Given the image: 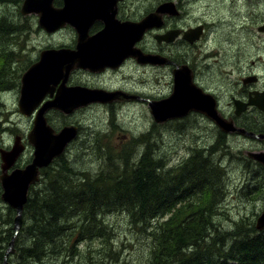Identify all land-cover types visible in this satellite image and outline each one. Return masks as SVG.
Returning <instances> with one entry per match:
<instances>
[{
    "label": "rangeland",
    "instance_id": "rangeland-1",
    "mask_svg": "<svg viewBox=\"0 0 264 264\" xmlns=\"http://www.w3.org/2000/svg\"><path fill=\"white\" fill-rule=\"evenodd\" d=\"M152 1L146 0L143 4L150 7ZM200 2L197 4L199 10L196 13H203L215 22L220 20L219 35H212L211 41L204 49L203 55L207 56L206 59L202 57V51L185 46L180 48V55L190 65L203 70L211 89L220 100L222 112L224 115L228 113L233 115L231 98L240 97L241 88L244 86L241 82L243 78L254 75L258 79V88L264 89V35L257 34L256 31L257 25L264 22V0H200ZM8 3V10L0 9V17L1 15L8 17L15 13L16 1L8 0ZM144 10L143 8L141 13ZM136 11V6L132 7L131 14ZM136 17L132 14V18ZM11 26L15 27L12 40L0 39V47L3 46L1 50L5 52L11 50L15 53L9 65H6L5 73L0 76V81H3V84L0 82V148L5 149L12 145L15 136L25 137L31 128L26 117L18 112L19 88L17 85L13 86L17 70L21 71L37 58L41 50L61 43L58 34L50 38L54 43L49 44L48 36L44 32L29 34L28 40L24 43L18 33L19 29L26 28L24 22L13 20ZM203 60H206L205 67L200 66ZM131 79L133 87L139 91L143 90L147 95L159 96L171 90L168 76L166 74L161 76L157 71L149 70L146 73L133 71ZM63 96H67V93H63ZM130 107L108 111L83 108L62 117L67 124L76 126L77 137L68 145L65 157L55 160L53 166L41 172L40 182L32 190L35 192L41 190L44 180L47 183L51 175L60 171L62 159L68 163L72 171L69 179L75 184L83 178L88 179L87 181L97 179L99 173L104 175L106 170L111 169L110 164L112 168L114 167L112 174L114 179L120 176V166L124 162V157L127 156L131 166L137 154L144 150H149L153 159H162L167 169L177 166L198 152L199 161L203 162L206 159L209 167L214 166L221 170L222 181L217 185L220 190L216 193L214 209L217 227L227 231L234 229L242 219L255 222L264 208V174L256 163L244 157L243 151L264 150V143L224 135V139L216 145L221 133L214 124L204 118L191 116L180 121L167 120L156 124L146 105L137 103L131 104ZM237 124L254 132L262 131L264 114L258 110H250L243 118L237 120ZM141 137L143 140L138 143ZM10 142L11 144H8ZM212 147L215 148L210 154ZM121 156L122 161L119 160ZM158 172L159 170L156 173L159 174ZM2 207L0 216L7 217L10 211L4 205ZM105 221L111 226L112 234L116 235L110 244L114 255L108 258L107 255L99 253L101 256L97 258L95 257L97 251L91 250L92 260L98 261L95 264H141L147 260L150 242L147 240L148 236L139 231L138 226L132 225L127 217L118 215L105 217ZM141 228L148 234L147 227ZM84 244L90 247L88 242ZM117 254L118 258L115 257ZM87 255L88 252H84L78 261L74 260L68 264H86L84 259Z\"/></svg>",
    "mask_w": 264,
    "mask_h": 264
},
{
    "label": "trees",
    "instance_id": "trees-1",
    "mask_svg": "<svg viewBox=\"0 0 264 264\" xmlns=\"http://www.w3.org/2000/svg\"><path fill=\"white\" fill-rule=\"evenodd\" d=\"M7 3L0 0V9L8 10ZM1 16L0 39L10 41L15 28L11 21H21V17L17 11ZM2 48L0 76L15 56ZM223 139L221 134L216 145ZM198 159L197 152L167 169L162 159L155 160L149 150H144L131 166L124 157L120 176L114 179L110 164L104 175L99 173L97 179L89 181L81 177L82 181L75 184L69 179L72 171L68 163L62 160L60 171L47 183L44 180L41 190L31 188L16 234L14 211L8 209L7 217L0 216V264L12 238L13 253L7 264H68L78 261L84 252H88L86 264L98 263L92 260L91 250L97 251V258H111L110 244L116 235L105 217L114 215L127 217L148 236L150 249L144 264H264V230H255V222L242 219L227 231L217 227L214 209L221 170L209 167L206 159ZM142 226L147 227L148 234Z\"/></svg>",
    "mask_w": 264,
    "mask_h": 264
},
{
    "label": "flooded vegetation",
    "instance_id": "flooded-vegetation-1",
    "mask_svg": "<svg viewBox=\"0 0 264 264\" xmlns=\"http://www.w3.org/2000/svg\"><path fill=\"white\" fill-rule=\"evenodd\" d=\"M15 1L16 7L14 10L20 14V8L23 0ZM82 1L85 3L90 2V0ZM145 1L146 0H118L115 6V15L109 9L107 12L109 18H114L120 25L127 23H139L143 20V18H145V16L153 13L159 6L167 3L172 4V15L164 14L162 16L161 25L144 33L143 36L135 43L134 56L131 54L130 47L126 46V40L123 39L122 33L124 32L122 31V33L120 32L118 35H115V33L109 31V23L106 20L107 15L105 18H102L101 16L98 17L97 13L94 15H83L80 22L76 23L77 25L75 26L69 21H64V24L54 32H46L40 26L36 15H29L26 17L22 16L26 19L24 21L22 20L26 28L18 30L19 38L22 42L26 43L29 38L28 35L31 33L42 32L43 34L44 32L46 33L45 35L48 36L47 41L50 44L54 43V41L50 40V38L60 34L61 43L46 47L43 50L49 51L52 49H60L63 52H75L77 51V46L79 45L80 50L84 51L85 54L87 53V58L83 67H79V60H75V62L71 64L73 68L69 72L68 76L66 71L69 60H65L63 62L65 69H63V77H61V79L56 81L54 80V84H50L46 90L41 89V91L39 90L37 93H33L35 91L30 92L29 100L25 106L28 109H30V107L34 108L30 115L25 117L27 124L29 127L31 126V128L25 137L18 135L13 139V142L18 139L19 145L15 144V146L18 149H21V152L7 169L6 173L8 175L14 170L24 169L32 162L35 148L30 142L32 139L34 140V135H32V133L36 127V117L42 118V121L44 122L43 124H45V126L49 128L54 135L58 134V132L63 128L74 127L71 124H67V122L62 118L69 115H65L63 113L61 114V112L56 111V109H49L46 111L47 113L40 111L43 107H47L48 105L51 106V103L55 96H57L58 91H60L62 96L63 93H67V96H63V98L67 100H69V89L76 88L77 90L85 89L95 91L97 96L93 95L91 92L86 93L89 94V96L92 95L93 98L87 106L79 108L80 110L83 108H99L108 111L123 109L125 107L128 108L131 104L137 103L140 105H146L149 108V101H160L170 96L173 87L174 73L178 70L184 69L186 71V75L191 77L192 83L196 87L202 90L203 93H210L215 97L217 108L220 113L224 115L221 110L222 107L220 105V100L213 92V89H211L203 70H198L195 65H190V63L185 61L180 55V48L185 46L190 49L194 48L202 51V57L206 59L207 56L203 55L204 49H206V46H208L211 41L212 35H219L220 20L215 22L203 13L197 14L196 12L199 10L197 4L201 3L200 0H153L150 7L143 4ZM106 2H108V0H106ZM67 6L68 0H52L50 5V7L54 10L64 9ZM134 6H136L137 11L132 12V14L137 16L136 18H132L131 14V9ZM143 8L145 10L141 13ZM262 25H264V22L257 25L256 29ZM46 27L48 28V31L54 28L51 24H47ZM213 31H215V33H213ZM170 34L172 35L171 38H169ZM257 34L260 33L257 32ZM19 47H21V45ZM148 55L152 56V58H147ZM37 61L38 57L32 62H29L21 71L17 70L13 86L17 85L19 88V96L17 98L18 111L20 110L19 100L22 75ZM205 61L206 60L201 61V67H205ZM149 70L157 71L161 76L165 74L168 76L171 90L168 91L167 94L161 93L159 96L147 95L143 90L139 91L133 87L131 79L132 72L142 71L146 73ZM247 75L248 74H246V76ZM243 77H241V79ZM241 82L243 84V79ZM257 82L253 85L243 84L244 86L241 88L240 97L231 98V106L234 107L232 112L233 115L225 113L228 116H224H226V118H231L236 125H238V119L243 118V116L250 112V110L256 111V109L248 108V111L245 113H243V111L239 115H236L234 114L235 106L233 105V100H241L244 103L248 101L251 91L262 93L264 89L260 90ZM98 94L101 95L98 96ZM191 116H199L210 121L208 118L199 113H189L181 119H188ZM238 126L240 127V125ZM42 129L45 132V129ZM246 129L250 130L249 128ZM259 141L264 143L262 140ZM13 142L10 147L6 149L0 148V150L9 152L14 145ZM8 144H11V142ZM67 147L68 146L64 148L63 154L60 155V158L64 156ZM3 165L4 161L0 156V176L4 172L2 169ZM41 170L42 169L38 170V173H41ZM40 179L41 176L39 177L37 184L40 182ZM0 206H3L1 204V198Z\"/></svg>",
    "mask_w": 264,
    "mask_h": 264
},
{
    "label": "water",
    "instance_id": "water-1",
    "mask_svg": "<svg viewBox=\"0 0 264 264\" xmlns=\"http://www.w3.org/2000/svg\"><path fill=\"white\" fill-rule=\"evenodd\" d=\"M51 1L52 0H24L20 10L21 14L38 15L39 24L46 32H54L64 24V21H69L75 26L77 25L76 23L80 22L81 17L86 14L94 15L97 13L98 17L101 16L102 18H105L107 15L106 20L109 23V31H112L115 35H118L120 32L122 33V31L124 32L122 36L123 39L126 40V46L130 47L132 56H134L135 52L134 45L142 35L148 30L159 27L164 14L172 15V4L167 3L159 6L153 13L148 14L139 23L120 25L114 18H109L107 13L108 9L113 14L115 13V6L118 0H108V2H106V0H90L88 3L82 0H68V6L60 10L52 9L50 7ZM46 16H51V18L47 19ZM44 17L46 19H44ZM45 21H49V23H44ZM47 24L53 25L54 28L48 31L46 27ZM257 32L264 33V25L257 28ZM171 37L172 35L170 34L169 38ZM84 54V51L80 50L79 45L75 52H63L60 49L41 52L38 61L22 76L19 100L20 112L25 116H29L34 108L30 107V109H28L25 106L30 92L35 91L33 93H37V91H41V89L46 90L50 84H54V80L61 79V77H63V69H65V65L63 64L65 60H69L66 71L67 76L73 68L71 64L75 62V60H79L78 66L83 67L87 58V53L85 56ZM147 58L150 59L152 56L148 55ZM255 81V77H250L245 79L243 83L250 84ZM89 92L97 96L95 91L85 89L77 90L74 88L69 89V100H67L63 98L60 91H58L57 96H55L56 99L54 98L51 106L48 105L47 107H43L40 111L46 112L49 109H56L64 114H70L91 102L93 96L86 94ZM76 94L78 96H73ZM99 95L101 94H98V96ZM233 103L236 115H239L250 106H254L264 113V91L262 93L257 91L251 92L246 103H242L238 100H234ZM148 106L150 114L156 123L183 118L189 113H199L208 118L222 133L237 134L249 139L264 140V133L255 134L253 132H248L243 128L237 127L233 120L225 119L218 111L214 97L208 93H203L202 90L196 87L192 83L191 77L186 75L184 69L174 73L173 87L170 96L160 101H149ZM43 123L42 118L36 117V127L32 133V135H34V140L32 139L30 142L35 147V152L31 164L25 169L14 170L10 175H7L6 170L11 166L21 149L14 146L12 151L6 154L3 152L1 153L2 160L6 163L2 167L4 172L0 176V184L3 190L1 198L5 204L16 212V216L13 219L14 234L18 232L21 226L22 209L27 201L29 187L37 181L38 169L48 166L53 158L59 156L63 152L65 146L76 137V128L74 127L64 128L59 131L58 134L54 135ZM42 128L45 129V132ZM17 143L18 139L16 140V144ZM244 154L249 159L260 164L264 170V151H249L244 152ZM254 228L259 232L264 230V209L256 218ZM13 244L14 241L12 238L5 251L2 264H7V257L13 253Z\"/></svg>",
    "mask_w": 264,
    "mask_h": 264
},
{
    "label": "bare ground",
    "instance_id": "bare-ground-1",
    "mask_svg": "<svg viewBox=\"0 0 264 264\" xmlns=\"http://www.w3.org/2000/svg\"><path fill=\"white\" fill-rule=\"evenodd\" d=\"M14 1V0H13ZM12 3V2H11ZM15 5V4H14ZM6 39V38H5ZM11 51V50H10ZM4 95H6L5 93H4ZM8 95H10V94H8ZM12 95V94H11ZM1 102V101H0ZM2 110V109H1ZM19 112V111H18ZM47 113V112H46ZM8 114V113H7ZM20 114V113H19ZM62 114V113H61ZM9 115V114H8ZM7 115V116H8ZM36 116V115H35ZM76 127V126H75ZM29 133V132H28ZM26 136V135H25ZM2 148V147H1ZM69 148V147H68ZM5 149V148H4ZM219 156V155H218ZM65 157V156H64ZM60 158V157H59ZM58 158V159H59ZM138 158H140V157H138ZM183 161H185V160H183ZM214 164V163H213ZM53 166V165H52ZM170 168V167H169ZM192 168V167H191ZM40 170V169H39ZM40 172V171H39ZM41 174V173H40ZM91 177V176H90ZM91 178H93V177H91ZM90 180V179H89ZM93 180V179H92ZM179 180V179H178ZM177 183V182H176ZM167 185V184H166ZM214 189V188H213ZM194 190V189H193ZM201 191V190H200ZM215 192V191H214ZM184 199V198H183ZM181 200V199H180ZM0 209H1V206H0ZM13 211H14V217L16 216V212H15V210L14 209H12ZM23 210V209H22ZM123 214V213H122ZM21 217H22V213H21ZM148 238V237H147ZM97 246V245H96ZM99 248V247H98Z\"/></svg>",
    "mask_w": 264,
    "mask_h": 264
}]
</instances>
